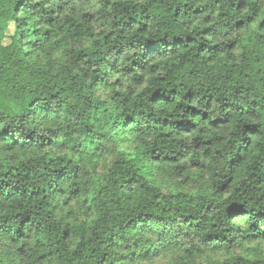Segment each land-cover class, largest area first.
Here are the masks:
<instances>
[{
    "label": "clouds",
    "instance_id": "9594fccd",
    "mask_svg": "<svg viewBox=\"0 0 264 264\" xmlns=\"http://www.w3.org/2000/svg\"><path fill=\"white\" fill-rule=\"evenodd\" d=\"M260 77L264 0H0V264H232L264 244L244 172Z\"/></svg>",
    "mask_w": 264,
    "mask_h": 264
},
{
    "label": "trees",
    "instance_id": "16d2710c",
    "mask_svg": "<svg viewBox=\"0 0 264 264\" xmlns=\"http://www.w3.org/2000/svg\"><path fill=\"white\" fill-rule=\"evenodd\" d=\"M185 8H188V5H184ZM210 6L209 5H201V7L198 8H191L189 11L191 13V15L193 17H198L201 15H204V12L208 10ZM211 7H215V5H211ZM13 11H17L16 7H13ZM147 11V9H136L137 14L140 17V20H144L146 17L144 15V13ZM184 14V15H188V12H184L181 13V9L180 7H177L176 10L173 11L172 15L173 17H178L179 15ZM87 15V14H86ZM149 15H151V13H149ZM51 19V18H50ZM120 17H117V22L119 23ZM128 20H132V21H136V17L129 14L128 16ZM208 17L205 16V22H207ZM128 21H124L125 24H127ZM137 23H139L140 21H136ZM79 26H73V25H69V28L72 30V35L73 36H78V32L76 31V29ZM204 34V30L201 29V32L198 35H203ZM106 39V37H105ZM197 37L193 36L190 39V43H195ZM260 69L256 70V75L259 76L260 73ZM260 79L262 81H264V77H260ZM189 123H191L192 125H195L196 120L192 119L189 121ZM245 128L248 127H258L256 124H245L244 125ZM258 134V133H257ZM160 135L164 138H167L169 133L168 131L164 130L160 132ZM245 137H241V139L243 140ZM202 144H204L205 146L209 145L211 143V140H202L200 141ZM251 147V139L249 138V144H248V148ZM248 148H245V152L248 151ZM241 158L237 161L236 165L233 168V172L235 173L236 170L240 169L242 167V165L244 164V153L240 154ZM172 163H175L176 161L173 160L171 161ZM192 166L193 167H198L199 166V162L198 161H193L192 162ZM58 169H53V171H57ZM244 172L248 175V178L250 180H253L254 184H264V155H257L256 159L253 161V163L249 166V168L244 169ZM187 179V177H186ZM233 179H237L235 177V175L233 176ZM238 183H243L242 180L237 179ZM220 183H222L221 179H217V185H219ZM250 245H255V247L252 249V257H244V256H237L236 259L232 262V264H264V249L261 250L260 246L262 245L260 242L258 241H252L249 242L247 244L244 245L245 246H250ZM226 254H230V253H226ZM223 264V263H222Z\"/></svg>",
    "mask_w": 264,
    "mask_h": 264
},
{
    "label": "rangeland",
    "instance_id": "374dc122",
    "mask_svg": "<svg viewBox=\"0 0 264 264\" xmlns=\"http://www.w3.org/2000/svg\"><path fill=\"white\" fill-rule=\"evenodd\" d=\"M186 179V178H185ZM87 202V201H85ZM255 247V245H250V246H245L243 251L241 252V254L239 256H244V257H252V249ZM260 249L263 250L264 249V244H262L260 246ZM224 255H230V254H224ZM217 264H222L223 263V257H217Z\"/></svg>",
    "mask_w": 264,
    "mask_h": 264
}]
</instances>
